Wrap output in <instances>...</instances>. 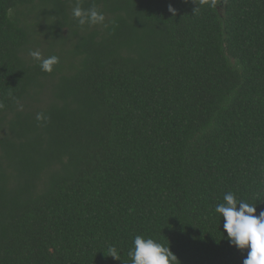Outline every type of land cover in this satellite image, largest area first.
<instances>
[{
	"label": "trees",
	"instance_id": "trees-1",
	"mask_svg": "<svg viewBox=\"0 0 264 264\" xmlns=\"http://www.w3.org/2000/svg\"><path fill=\"white\" fill-rule=\"evenodd\" d=\"M79 3L105 23L0 0V264H131L137 235L243 264L215 208L264 211V0Z\"/></svg>",
	"mask_w": 264,
	"mask_h": 264
},
{
	"label": "clouds",
	"instance_id": "clouds-1",
	"mask_svg": "<svg viewBox=\"0 0 264 264\" xmlns=\"http://www.w3.org/2000/svg\"><path fill=\"white\" fill-rule=\"evenodd\" d=\"M168 11L175 15V9L171 5ZM72 15L81 27L103 25L106 19L96 7L82 9L79 0L72 9ZM29 55L39 62L40 69L45 73H51L54 66L59 63L57 56L43 57L38 50L30 51ZM36 118L38 121L45 119L43 114H38ZM223 199L224 203L218 204L215 211L224 220L223 228L228 241L241 252L247 250L243 264H264V211L257 216L256 206L242 200L238 201L231 192L226 193ZM128 255L131 264H176L177 261L170 247L141 235L135 236L133 248L129 250ZM108 256L120 260L115 247L108 249Z\"/></svg>",
	"mask_w": 264,
	"mask_h": 264
}]
</instances>
